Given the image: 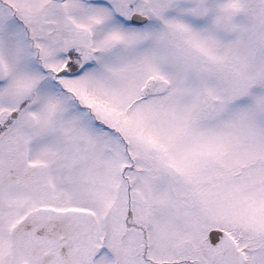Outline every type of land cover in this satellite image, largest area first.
<instances>
[{
  "label": "snow or ice",
  "instance_id": "snow-or-ice-1",
  "mask_svg": "<svg viewBox=\"0 0 264 264\" xmlns=\"http://www.w3.org/2000/svg\"><path fill=\"white\" fill-rule=\"evenodd\" d=\"M0 264H264V0H0Z\"/></svg>",
  "mask_w": 264,
  "mask_h": 264
}]
</instances>
